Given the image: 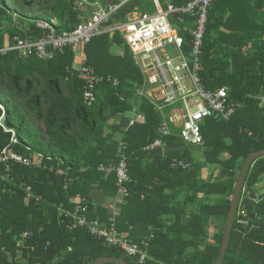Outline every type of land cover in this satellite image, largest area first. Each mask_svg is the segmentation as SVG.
<instances>
[{"label": "trees", "instance_id": "16d2710c", "mask_svg": "<svg viewBox=\"0 0 264 264\" xmlns=\"http://www.w3.org/2000/svg\"><path fill=\"white\" fill-rule=\"evenodd\" d=\"M82 9L76 0H0V46L6 32L10 40L45 35L48 29L37 27V21L51 24L56 33L71 31L81 22ZM153 10L150 0H130L117 16ZM113 45L123 46V54L112 53ZM84 51L85 65L104 78L91 106L83 97L89 79L73 70L69 49L49 60L22 59L11 51L0 55V117L3 106L11 129L0 125V151L9 146L25 157L42 155L32 166L11 162L6 170L0 165V248H5L0 264H90L100 256L130 264H213L243 160L264 149V0H213L209 7L200 55L203 82L208 88L229 85L231 96L244 105L227 121L206 119L197 160L182 155L184 150L162 155L142 150L157 136L161 116L148 100L138 99L143 78L118 32L94 37ZM108 76L118 79L116 87L105 80ZM133 108L143 120L120 128L114 119ZM177 140L169 138L168 146L179 145ZM119 142L127 145L131 181L115 226L122 237L147 242L143 263L87 227L69 229L61 211L82 203L87 219L110 225L111 210L94 200L92 190L105 198L116 195L115 174L98 166L116 162ZM174 158L190 167H171ZM202 166L212 170L208 180L198 177ZM57 168L64 174H56ZM263 174L260 157L249 167L245 184L253 186ZM27 186L39 201L26 197ZM184 188L189 193L180 196ZM212 221L217 231L209 242ZM27 229L34 237L15 248L17 236ZM222 264H264V196L238 205Z\"/></svg>", "mask_w": 264, "mask_h": 264}, {"label": "built area", "instance_id": "2783aa9c", "mask_svg": "<svg viewBox=\"0 0 264 264\" xmlns=\"http://www.w3.org/2000/svg\"><path fill=\"white\" fill-rule=\"evenodd\" d=\"M107 1L109 3L102 4L99 0L92 3L88 0H78L79 7L88 4L93 9L74 29L56 33L51 24L38 22L37 27L48 29L45 35L37 38L29 35L22 38L14 36L12 40L9 39L0 46V54L11 51L19 58L49 60L54 57L55 52L62 53L65 49H69L74 55L73 70L89 79L83 88V97L86 104L91 106L96 98L97 83L104 78L98 77L85 65L84 46L102 33L118 32L143 78L142 86L136 92L138 99L148 100L161 116L157 136L142 150L163 151L169 147L168 139L171 137L182 140L186 146L203 145L202 126L207 118L227 121L244 105L231 96L229 85L208 88L201 76L200 55L209 7L213 0H188L182 4H175L172 0H150L154 9L152 12L130 11L122 17L117 16L118 11L130 0ZM187 18L190 19V25L187 23ZM105 80L114 87L119 83L117 78L110 76ZM2 110L4 113L3 108ZM134 110L136 112V108ZM138 119L143 120V115L136 112V119L131 120V124ZM41 157L42 155L38 153L33 158L25 157L6 146L0 151V165L6 170L10 169L11 162L32 166L38 164L37 161ZM127 158V145L120 142L116 152V162L108 166L102 164L98 166L99 171L105 174L114 173L116 176L117 192L113 200L118 199L120 203L109 207L110 225L104 227L97 219H87V205L82 203H77L72 210L61 211L69 229L87 227L94 237H104L107 245L118 246L127 256L137 257V261L143 263L148 257L147 242L142 240L140 244L126 239L115 226L120 204L128 193L127 184L131 181ZM171 167L184 170L190 167V163L174 158ZM50 170H53V167H50ZM55 172L64 174L59 168ZM7 177H9L8 173ZM25 191L26 197L40 200L31 192L29 186ZM239 222L245 224L247 221L239 219ZM40 230L41 228L37 232ZM33 237L32 230L21 232L16 238L15 248H22ZM2 252H5L4 247L0 248V254Z\"/></svg>", "mask_w": 264, "mask_h": 264}, {"label": "water", "instance_id": "95a60500", "mask_svg": "<svg viewBox=\"0 0 264 264\" xmlns=\"http://www.w3.org/2000/svg\"><path fill=\"white\" fill-rule=\"evenodd\" d=\"M135 118H136V112L134 110H126L125 112H123L122 117L118 123L119 127L122 129L128 128L131 125V120H134ZM0 125L4 128L5 131L11 130L5 125V113H3V116L0 119ZM13 137H14V134H13ZM187 148L192 149V150L199 149V147L197 146L192 147V146H186V145H177V146L167 147L163 151H158L156 154L162 155V154L185 150ZM260 157H264V149L250 152L243 160L241 169L239 171V174L236 178V181H235V184L232 190L230 207H229V211H228L226 221L224 224V230H223L222 242H221V246L219 250V255L213 264H222L224 260L225 253H226V250L230 242L233 221L235 218L238 205L241 201V195L244 190L245 179H246L249 167L252 165V163L256 159ZM245 190L249 192V199L256 198L250 186H246ZM249 199H246V200H249ZM104 263L130 264L129 262L123 259L114 258V257H106V256H100L96 258L95 260H93L90 264H104Z\"/></svg>", "mask_w": 264, "mask_h": 264}, {"label": "rangeland", "instance_id": "374dc122", "mask_svg": "<svg viewBox=\"0 0 264 264\" xmlns=\"http://www.w3.org/2000/svg\"><path fill=\"white\" fill-rule=\"evenodd\" d=\"M90 3H92L93 1L92 0H88ZM100 2H102L103 3V1L102 0H99ZM78 2V0H76V3ZM84 7H82L83 9H82V12H81V17L82 18H84V17H86L88 14H90V12L92 11V9H93V7L92 6H89L88 4H85V5H83ZM43 22V21H42ZM41 22V23H42ZM114 46V45H113ZM85 52V51H84ZM111 52L112 53H115V54H119V53H123L124 52V49H123V46L122 47H118V49H115V48H111ZM262 106V104H260L259 105V107H261ZM2 108H3V106H2ZM132 110H134V108L132 109ZM135 111V110H134ZM136 112H137V110H136ZM2 116H3V114H2ZM1 116V117H2ZM1 117H0V119H1ZM119 117H121V116H118V117H116L115 119H114V121L116 122V123H118L119 122V120H118V118ZM136 119V118H135ZM121 138V135L120 134H118L117 136H116V139H120ZM178 142V144L179 145H185L184 144V142L182 141V140H180V139H178L177 140ZM120 143V142H119ZM181 154L182 155H184V156H190V158H192V160H197V158L199 157L198 155V153H197V150H192V149H189V148H187L186 150H184V151H181ZM212 170H211V168L209 169V167L207 166H202V167H200V169H199V171H198V177L200 178V179H203V181L204 180H208V177H209V175H210V173H212L211 172ZM216 174V170H214V175ZM246 184H244V190H243V192H242V195H241V201H240V203H242V201L244 200V198H247V199H249V192H247L246 190H245V188H246ZM251 187H253V186H251ZM188 194L189 193V191H187L185 188L184 189H182V193H181V195L180 196H182V195H184V194ZM258 193H260V192H258ZM92 194H93V198H95V199H97V200H101V201H103L104 200V197L102 196V194L101 193H96V192H92ZM260 194H262V193H260ZM260 194L258 195V196H260ZM218 197V196H217ZM120 203V200L118 201V199H117V201L116 200H114L113 201V204H119ZM239 203V204H240ZM121 205V204H120ZM214 231H217V224H213V221H212V224L209 226V232H208V234H209V236H208V239H209V242H212V233L214 232Z\"/></svg>", "mask_w": 264, "mask_h": 264}, {"label": "crops", "instance_id": "0c3cea01", "mask_svg": "<svg viewBox=\"0 0 264 264\" xmlns=\"http://www.w3.org/2000/svg\"><path fill=\"white\" fill-rule=\"evenodd\" d=\"M93 2L95 1V0H92ZM102 3V2H101ZM102 4H105V3H102ZM76 6L77 7H79L78 6V4L76 3ZM82 7H84V6H82ZM82 7H79V8H82ZM89 15V14H88ZM87 15V16H88ZM86 16V17H87ZM86 17H84V18H82V20H81V22L82 21H84L85 20V18ZM38 22H42V21H37V23ZM189 25H190V21L188 20V22H187ZM37 25V24H36ZM9 35H8V33L6 32V33H4V35H3V45L6 43V42H8L9 41ZM2 45V46H3ZM111 48H115V49H118V46L117 45H114V46H112ZM111 48H110V51H111ZM120 48V47H119ZM115 54V53H114ZM123 53H119V54H117V55H122ZM0 55H5V54H0ZM85 56H86V54H85ZM19 58V57H18ZM22 59H25V58H22ZM121 117H122V115H121ZM121 117H119L118 118V120L120 121V119H121ZM119 123V122H118ZM251 187V186H250ZM251 190L253 191V193L255 194V196H256V198L255 199H253V200H258V197H260V196H264V174L260 177V179L258 180V182H256L254 185H253V187H251ZM96 192V193H99L97 190H95V189H93L92 190V192ZM258 192H260V193H262V194H260V193H258ZM260 194V196H258ZM92 196H93V194H92ZM103 196V195H102ZM115 196V195H114ZM113 196V197H114ZM104 197V196H103ZM113 197H110V198H105L104 197V200L103 201H101V200H97V199H95L94 198V200L97 202V203H103V204H105V206H107L108 208L113 204ZM244 199H247V198H244ZM250 200V199H249Z\"/></svg>", "mask_w": 264, "mask_h": 264}, {"label": "clouds", "instance_id": "9594fccd", "mask_svg": "<svg viewBox=\"0 0 264 264\" xmlns=\"http://www.w3.org/2000/svg\"><path fill=\"white\" fill-rule=\"evenodd\" d=\"M4 109V108H3Z\"/></svg>", "mask_w": 264, "mask_h": 264}]
</instances>
